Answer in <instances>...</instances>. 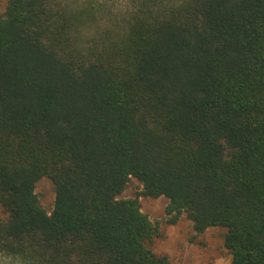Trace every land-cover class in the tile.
I'll return each mask as SVG.
<instances>
[{"label":"trees","instance_id":"16d2710c","mask_svg":"<svg viewBox=\"0 0 264 264\" xmlns=\"http://www.w3.org/2000/svg\"><path fill=\"white\" fill-rule=\"evenodd\" d=\"M6 1L0 256L170 264L144 196L264 264V0ZM132 179L143 191L121 199Z\"/></svg>","mask_w":264,"mask_h":264},{"label":"rangeland","instance_id":"374dc122","mask_svg":"<svg viewBox=\"0 0 264 264\" xmlns=\"http://www.w3.org/2000/svg\"><path fill=\"white\" fill-rule=\"evenodd\" d=\"M85 0H77L83 2ZM117 6L125 7V0H112ZM7 1L0 0V16L7 10ZM143 191L142 184L132 179L121 199L134 198ZM42 207L51 213L54 209L55 189L48 178L42 179L36 188ZM169 201L141 196L142 211L151 221L158 225L160 236L151 244L153 251L161 256H167L170 264H233V255L225 246L227 229L211 228L203 234H198L193 224L187 218H182L177 224H169L166 209ZM0 216L3 212L0 209ZM0 264H19L11 258L0 256Z\"/></svg>","mask_w":264,"mask_h":264}]
</instances>
